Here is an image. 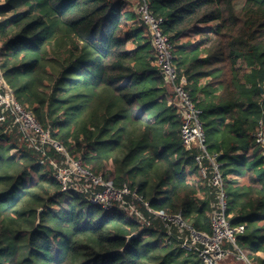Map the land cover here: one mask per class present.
Here are the masks:
<instances>
[{"label":"trees","instance_id":"obj_1","mask_svg":"<svg viewBox=\"0 0 264 264\" xmlns=\"http://www.w3.org/2000/svg\"><path fill=\"white\" fill-rule=\"evenodd\" d=\"M139 1L174 46L177 71L202 111L208 154L222 156L227 214L245 227L236 246L264 264V152L255 139L264 128V0ZM0 17L2 71L16 101L93 175L211 234L217 197L199 178L198 150L184 145V121L135 5L6 0ZM194 31L200 42L180 43ZM6 115L0 264H201L142 205L149 226L117 207L90 205L84 193L62 192L51 162L40 163L43 151ZM47 155L65 161L53 149Z\"/></svg>","mask_w":264,"mask_h":264},{"label":"built area","instance_id":"obj_2","mask_svg":"<svg viewBox=\"0 0 264 264\" xmlns=\"http://www.w3.org/2000/svg\"><path fill=\"white\" fill-rule=\"evenodd\" d=\"M137 14L144 22L151 35V44L155 53V63L165 82V86L175 97L170 101L182 117V140L187 150H198L195 164L199 168V178L205 179L208 186L215 191L217 197L216 209L211 214L212 233L198 231L188 225L181 212L166 214L150 208L149 203L131 191L127 186L117 188L102 176H95L85 169L79 161L70 158L65 147L52 136L50 127H43L31 111L22 107L15 99L12 89L8 86L2 71V58L0 56V125L7 119V112L15 118L27 139L39 150L43 151L44 158L40 163L50 161L55 170V178L61 185V190L67 192H80L88 196L90 205L105 211L120 210L131 212L147 226L150 225L143 212L142 205L152 215L160 218L167 233L171 237L174 233L180 242V247L190 253L196 254L201 264H223L229 253L225 244L231 243L236 250L237 237L245 231L244 226H232L230 216L227 214L228 198L225 191L226 180L221 172V164L216 156L207 152L206 134L202 121V111L195 105L190 92L187 90V81L180 77L175 65L174 46L163 31L162 20L157 19L151 12L148 3H140L136 7ZM256 143L264 152V128L255 135ZM55 150L64 156L66 165L57 166L55 159L50 158L48 150ZM57 164V165H56ZM64 164V163H63Z\"/></svg>","mask_w":264,"mask_h":264},{"label":"rangeland","instance_id":"obj_3","mask_svg":"<svg viewBox=\"0 0 264 264\" xmlns=\"http://www.w3.org/2000/svg\"><path fill=\"white\" fill-rule=\"evenodd\" d=\"M134 5H135V8L141 3L139 0H130ZM6 2V0H0V4L1 3H5ZM1 6V5H0ZM130 8H126V10H129ZM201 39H202V37L199 35V34H197L195 31L194 32H192V34H190V36H189V38H187V39H182V40H180V43H182V44H184V43H187V42H189V43H192V44H197L198 42H200L201 41ZM131 49V48H130ZM207 79H203L201 82H202V84H205V83H207ZM44 157V156H43ZM70 158L72 159V160H74L73 159V157H71L70 156ZM56 161V160H55ZM74 161H76V160H74ZM57 162V161H56ZM58 163V162H57ZM64 163V164H63ZM58 164H60V165H57V166H62V165H66V162H62V163H58ZM111 170V167L110 166H108V170L107 171H110ZM128 214H131V212H128ZM142 223H143V221H141ZM237 255L240 253H242V252H240L239 250H237L236 252H235Z\"/></svg>","mask_w":264,"mask_h":264},{"label":"crops","instance_id":"obj_4","mask_svg":"<svg viewBox=\"0 0 264 264\" xmlns=\"http://www.w3.org/2000/svg\"><path fill=\"white\" fill-rule=\"evenodd\" d=\"M0 5L1 6L5 5V3H1ZM0 19H1V17H0ZM225 249L229 253V255L226 257V259H225L223 264H253L252 260H250L248 258V255H251L250 252L248 254H244V253L240 254L239 253L237 255L235 252H233L232 250L228 249L227 245H225ZM258 255L261 256V257H264V253H262V252H260Z\"/></svg>","mask_w":264,"mask_h":264},{"label":"water","instance_id":"obj_5","mask_svg":"<svg viewBox=\"0 0 264 264\" xmlns=\"http://www.w3.org/2000/svg\"><path fill=\"white\" fill-rule=\"evenodd\" d=\"M221 157H222V156H219V157L217 158V160L219 161ZM41 213H42V210H39V213H38V224L40 223V215H41ZM133 237H134V235L131 236V237L128 239V243L130 242V240H131Z\"/></svg>","mask_w":264,"mask_h":264}]
</instances>
